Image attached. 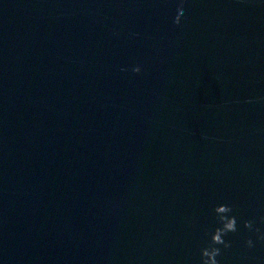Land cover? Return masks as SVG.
Segmentation results:
<instances>
[{
  "label": "water",
  "instance_id": "1",
  "mask_svg": "<svg viewBox=\"0 0 264 264\" xmlns=\"http://www.w3.org/2000/svg\"><path fill=\"white\" fill-rule=\"evenodd\" d=\"M177 4L0 0V264H264V0Z\"/></svg>",
  "mask_w": 264,
  "mask_h": 264
},
{
  "label": "clouds",
  "instance_id": "2",
  "mask_svg": "<svg viewBox=\"0 0 264 264\" xmlns=\"http://www.w3.org/2000/svg\"><path fill=\"white\" fill-rule=\"evenodd\" d=\"M183 0H178V4L171 16V23L173 25H179L181 19L184 16V8L182 6ZM121 71H126V69L121 68ZM131 71L134 74H139L141 72L140 66H134ZM214 214V221L217 225L212 228L210 232L205 234L209 236V241L207 245L200 249V264H219L217 257L220 256L221 248L228 249L231 247V243L225 240L229 233L237 232V217L232 214L233 207L229 204H217L212 208ZM261 223H264V216L259 217ZM242 225L244 229L249 230L256 234L257 241H264V232L260 228L255 226V221L251 219L243 220ZM244 246L247 249H252L254 241L249 238L244 241Z\"/></svg>",
  "mask_w": 264,
  "mask_h": 264
}]
</instances>
